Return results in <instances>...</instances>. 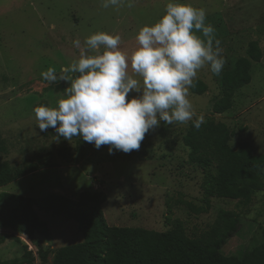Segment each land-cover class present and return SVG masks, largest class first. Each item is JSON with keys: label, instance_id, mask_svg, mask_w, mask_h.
<instances>
[{"label": "rangeland", "instance_id": "1", "mask_svg": "<svg viewBox=\"0 0 264 264\" xmlns=\"http://www.w3.org/2000/svg\"><path fill=\"white\" fill-rule=\"evenodd\" d=\"M104 2L0 0V137L8 148L0 160L19 165L41 153L50 154L48 157L59 164L2 186L0 193L29 197L55 193L76 199L83 190L102 191L106 195L102 210L109 225L165 231L170 227L168 216L181 220L190 237L206 230L219 210H231L239 216V228L222 251L229 255L249 248L264 229V187L247 206L237 200L211 198L209 211L197 213L195 209L202 206L203 173L188 162L189 150L182 136L202 115L205 121L227 124L233 132V148L247 141L254 153H264V0H131L132 8L127 7L129 0H122L123 6L108 8L102 6ZM170 2L205 10V24L214 27L215 38L221 41L222 58L226 60L222 72L245 55L250 41H257L261 59L252 62L251 81L235 93L232 108L220 114L212 112V103L220 95L222 72L216 75L206 65L195 78L204 82L206 91L194 94L189 88L193 120L172 125L161 122L146 133L139 150L125 153L113 149L110 153L108 145L97 149L84 141L86 157L78 160L74 137L71 141L59 137L57 142V135L41 132L35 107L58 108L69 86L62 80L49 83L41 73L54 68L59 76L63 67L79 59L73 41L79 39L84 46L86 38L99 32L119 35L121 43L117 47L130 57L138 47L139 29L158 21ZM196 34L203 38L202 33ZM138 95L133 91L128 98ZM3 206L6 216L9 204ZM38 214L48 228L47 233L34 235L43 248L55 250L83 240L74 221L43 211ZM9 233L0 229V235ZM25 244L36 251L25 235H19V241L6 239L0 243V261L21 256ZM34 264L39 262L35 260Z\"/></svg>", "mask_w": 264, "mask_h": 264}, {"label": "trees", "instance_id": "2", "mask_svg": "<svg viewBox=\"0 0 264 264\" xmlns=\"http://www.w3.org/2000/svg\"><path fill=\"white\" fill-rule=\"evenodd\" d=\"M260 59L258 43L252 40L245 55L235 59L232 66L221 73L220 95L212 103L213 113H224L232 108L235 93L251 81L252 62ZM193 83L192 93L206 91L203 81L194 79ZM54 130L50 128L45 134L57 135ZM232 137L227 124L213 119L205 121L199 129L191 122L182 136L189 150L188 162L203 173L202 206L195 209L197 213L209 211L211 198L237 200L247 206L264 187V153H254L247 141H240L233 148ZM74 138L76 157L83 160L86 157L84 140ZM7 151L6 142L0 137V155ZM48 156L50 154L40 153L19 165L0 160V187L42 168L57 167L58 162ZM105 201L102 191L83 190L76 199L55 193L29 197L1 192L0 229L10 233L1 234L0 243L6 239L19 241V235H25L36 251L27 249L25 244L21 256L0 261V264H34L35 260L39 264H264V229L260 239L249 248L229 255L223 253V246L239 228V216L234 211L219 210L206 230L190 237L181 220L168 216L166 221L170 227L165 231L109 225L102 210ZM3 203L9 204L6 216L2 214L6 208ZM184 204L192 206L188 202ZM38 211L74 221L83 240L55 250L43 248L34 239L36 233L48 231Z\"/></svg>", "mask_w": 264, "mask_h": 264}, {"label": "clouds", "instance_id": "3", "mask_svg": "<svg viewBox=\"0 0 264 264\" xmlns=\"http://www.w3.org/2000/svg\"><path fill=\"white\" fill-rule=\"evenodd\" d=\"M102 6H123V2L105 0ZM127 7L134 3L129 0ZM205 18L203 9L168 3L158 21L139 29L138 47L130 57L118 49L119 35L92 34L84 46L79 39L73 41L79 59L63 67L59 76L54 68L41 73L49 83L62 80L69 86L58 108L35 107L40 131L55 129L57 142L59 137L69 141L82 137L97 149L108 145L110 153L113 149L130 153L139 150L146 133L161 122L192 121L195 112L187 97L198 70L210 65L219 75L226 63L221 41ZM133 91L139 95L129 99ZM204 122L201 115L194 126L199 129Z\"/></svg>", "mask_w": 264, "mask_h": 264}, {"label": "built area", "instance_id": "4", "mask_svg": "<svg viewBox=\"0 0 264 264\" xmlns=\"http://www.w3.org/2000/svg\"><path fill=\"white\" fill-rule=\"evenodd\" d=\"M27 243V242H26ZM28 245V244H27ZM29 246V245H28ZM30 247V246H29ZM31 249V248H30Z\"/></svg>", "mask_w": 264, "mask_h": 264}]
</instances>
